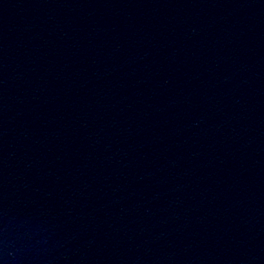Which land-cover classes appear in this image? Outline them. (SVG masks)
Here are the masks:
<instances>
[{"label": "water", "instance_id": "95a60500", "mask_svg": "<svg viewBox=\"0 0 264 264\" xmlns=\"http://www.w3.org/2000/svg\"><path fill=\"white\" fill-rule=\"evenodd\" d=\"M0 264H264V0H0Z\"/></svg>", "mask_w": 264, "mask_h": 264}]
</instances>
